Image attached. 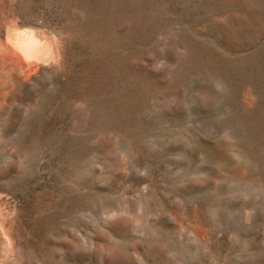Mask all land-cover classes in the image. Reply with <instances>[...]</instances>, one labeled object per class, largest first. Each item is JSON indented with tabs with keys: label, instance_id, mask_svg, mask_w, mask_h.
Instances as JSON below:
<instances>
[{
	"label": "rangeland",
	"instance_id": "obj_1",
	"mask_svg": "<svg viewBox=\"0 0 264 264\" xmlns=\"http://www.w3.org/2000/svg\"><path fill=\"white\" fill-rule=\"evenodd\" d=\"M0 264H264V0H0Z\"/></svg>",
	"mask_w": 264,
	"mask_h": 264
},
{
	"label": "bare ground",
	"instance_id": "obj_2",
	"mask_svg": "<svg viewBox=\"0 0 264 264\" xmlns=\"http://www.w3.org/2000/svg\"><path fill=\"white\" fill-rule=\"evenodd\" d=\"M11 30V29H10ZM7 42L27 62L44 63L60 66L62 51L59 39L44 34H37L31 29L11 30Z\"/></svg>",
	"mask_w": 264,
	"mask_h": 264
}]
</instances>
